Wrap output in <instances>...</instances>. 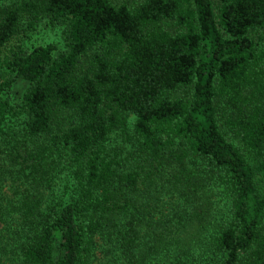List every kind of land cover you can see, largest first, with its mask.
I'll list each match as a JSON object with an SVG mask.
<instances>
[{"label":"trees","instance_id":"16d2710c","mask_svg":"<svg viewBox=\"0 0 264 264\" xmlns=\"http://www.w3.org/2000/svg\"><path fill=\"white\" fill-rule=\"evenodd\" d=\"M44 18L64 27V49L10 47ZM17 78L29 85L14 102ZM21 117L28 145L9 154L24 175L12 214L0 210V264H92L99 233L111 264H189L212 188L229 222L202 254L264 264V0L0 6V133ZM114 133L132 151L111 148ZM69 167L68 189L52 193Z\"/></svg>","mask_w":264,"mask_h":264},{"label":"rangeland","instance_id":"374dc122","mask_svg":"<svg viewBox=\"0 0 264 264\" xmlns=\"http://www.w3.org/2000/svg\"><path fill=\"white\" fill-rule=\"evenodd\" d=\"M13 0H0V6L11 3ZM139 0H114L116 3L129 2L134 3ZM216 1V0H214ZM64 27L58 24H50L48 19L44 18L39 21L32 30H28L26 25L22 27V33L17 36L10 47L22 46L28 50H32L37 46H46L48 44H56L60 49L65 48L64 40ZM11 47V48H12ZM28 82L22 78H17L11 88V91L6 93L5 97L17 102L21 99L24 92L28 88ZM226 114L225 111L220 110L218 121L222 127V130L227 133V127L224 125L223 115ZM25 118H10L7 119V123L4 127V133H0V205L7 214H12V203L17 199L18 190L21 189L23 171L22 165L17 162L18 159L12 158L9 152L15 153V144L20 147L28 145V142L21 138V134L24 129ZM135 120L134 115L129 116L130 127ZM9 134V136H8ZM20 135V136H19ZM19 136V137H17ZM229 136V134H228ZM16 139V141L14 140ZM231 139V136H229ZM236 142V140L234 139ZM17 142V143H16ZM111 148L121 150L125 152H130L133 149L132 144H124L123 139L117 133H114L110 137ZM239 144V142H236ZM126 154H123L125 156ZM70 167L67 171L60 172L58 179L55 180V184L52 186V193L62 194L64 193V188L67 183H69ZM206 195L210 197L211 202V212H210V222L206 229L199 232L191 233L188 239L191 242H187L186 249L190 252L189 264H215L214 260L216 256H211L208 258L202 254V248L206 247V237L212 233V231L222 225L229 222V204L226 197L221 193L220 189L212 188L206 192ZM12 216V215H9ZM13 218V217H12ZM0 230L5 231V225L1 220L0 215ZM95 245L93 248V262L92 264H111L113 255H108L109 252L115 251L109 238L106 235H101L99 233L95 238ZM112 258V259H111Z\"/></svg>","mask_w":264,"mask_h":264}]
</instances>
